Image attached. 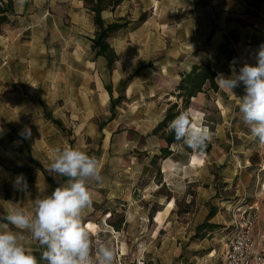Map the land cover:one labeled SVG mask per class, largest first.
I'll return each mask as SVG.
<instances>
[{
	"label": "crops",
	"instance_id": "0c3cea01",
	"mask_svg": "<svg viewBox=\"0 0 264 264\" xmlns=\"http://www.w3.org/2000/svg\"><path fill=\"white\" fill-rule=\"evenodd\" d=\"M0 1L12 2L13 5L6 12V19L0 22V221L12 207L31 210L32 201L38 195H50L67 179L49 174L48 167L56 148H60V145L70 146L55 142L62 139L60 133L69 127V123L61 116L44 113L41 110L44 98L29 94V88L47 84L51 88L47 102L54 104L60 99L59 90H56L60 86L59 66L61 63L68 65L66 77L72 81L74 58L76 64L87 62V65L101 67V71L98 69L100 84H97V89L101 92L102 100L105 92L108 94L101 102L102 105L108 104L112 96L118 98L121 90H125L127 99L137 98L130 100L132 105L128 109L133 116L132 122L121 126L119 131L118 125L115 129L110 122L99 126L93 123L92 119L97 115L93 108L88 110L86 118L81 115L84 124L80 126V133L89 136L100 133L104 140L101 145L105 151L104 157H109L110 152L111 155H117V162H107V159L99 162L103 182L99 183L98 191L91 189L94 202L84 213L83 223L91 234L93 244L110 243L117 251L115 264H173L172 255L156 253V238L153 233L156 226L160 229L169 225L165 219L175 212V200L179 195H183L182 189L187 183H193L182 175L183 171H197L208 164H194L192 159L196 154L202 159L216 150L214 139L202 152L187 147L181 151L176 142L171 146L172 154L169 157L155 162L154 156L161 153L165 141L160 135L153 134V129L164 118L168 105L158 109L162 92L158 85L153 84V80L143 82L135 78L127 87L118 89L119 78L115 79L113 76V87L102 78L104 72L110 69L105 57L98 56L93 47L92 38L96 31L94 14L88 6L83 5V0ZM175 1L166 0L163 8L178 5L197 6L207 14L209 21L196 27L194 40L189 42L187 39H180L179 51L160 48L163 56L155 62L158 66L155 68L163 71L160 76L168 77L175 85L180 79L179 70L189 71L194 64L204 61L211 62L217 73H223L225 76L238 72L245 62L255 63V53L264 44V0H194L192 3L191 0L189 3L180 0L179 4ZM130 2L131 0H125L115 10L105 9L101 15L107 22H111L118 17H126L133 11L131 7H141H130ZM148 7L154 11L157 7V13L160 8L155 5ZM170 23L171 20H164L160 25L165 27L164 31L166 27L167 31H170ZM204 45L207 48H204ZM122 53L118 50L119 59L123 58ZM90 55L94 57L89 59ZM177 55L184 57L172 64ZM144 83L149 87L147 94L141 90L145 86ZM211 91L217 97L211 95ZM233 91L237 97L244 95L243 85ZM220 93L223 96L218 95ZM202 97L215 100L223 122L232 116L227 102L234 100L237 104L231 93L220 88L219 91L201 92L193 97V100L199 101ZM194 101L189 109L192 119L196 112H203L204 115V110L194 104ZM55 120H60L64 129ZM193 122L210 130L208 123ZM48 123L51 124L50 127L47 126ZM25 126L31 129V137L28 139L20 136ZM43 152L47 153V160L42 158ZM167 162L182 165L181 173L166 171L164 166ZM155 170L162 173L159 178L153 173ZM20 174H23L27 181L28 187L25 191H17L13 187V181ZM233 179L234 176L227 178L228 181ZM162 188L164 189L161 190ZM173 199L175 206L164 215L163 223L156 222L158 213ZM204 208L205 205L196 206L200 212L204 211ZM113 210L125 213V219L114 222ZM90 222L97 225L96 231L90 230ZM165 242L175 248L180 247L181 251V244L178 246V242ZM30 246L40 264H46L40 259L41 248L38 243L32 241Z\"/></svg>",
	"mask_w": 264,
	"mask_h": 264
},
{
	"label": "rangeland",
	"instance_id": "374dc122",
	"mask_svg": "<svg viewBox=\"0 0 264 264\" xmlns=\"http://www.w3.org/2000/svg\"><path fill=\"white\" fill-rule=\"evenodd\" d=\"M182 1L189 3V0ZM192 1L194 0H191V3ZM165 2L166 0H131L129 3L130 7L141 6L140 8L131 7L133 11L126 15L125 18L132 23L128 28L121 30L123 31L122 33H114L109 38L116 52L118 50L123 52V58L119 59L117 54L118 60L114 68L104 72L102 77L112 87L113 76L115 79L119 78L118 89H121L124 86V81L133 74V80L135 78H139L143 82L144 80H153V84L155 86L158 85L162 92V101L158 103V109L161 106L165 107V104L169 107L171 102L177 101L176 96H173L172 92L175 91L181 79L180 76L177 84L175 83L174 85L168 77L160 76L163 71L160 68H155L158 67L156 66L157 63H155L156 60L163 56L161 51H159L162 50L160 48L166 47L179 51L181 47L180 39L182 41L187 39L189 42L194 40L196 27L209 21L207 14L200 7L178 5L163 8ZM175 2L179 4L180 0ZM82 3L84 6H89L84 0ZM154 5L160 6L158 13L156 12L157 7L155 11L148 7ZM141 16L145 17L146 20L144 22L139 21ZM164 20H171L169 24L170 31H167V27L166 31H164L165 27L160 25ZM81 44L83 45L82 42ZM204 48H207L206 45H204ZM61 57L63 56L61 55ZM93 57V55H90L88 58L92 59ZM183 57L181 55L175 56L172 64L181 61ZM72 60L74 65V78L72 81L67 80L66 77L68 74L66 66L68 65L61 63L59 66L60 86L56 90H59L60 99L54 104L47 102V96L51 90L47 84L29 88V94L44 98L43 107L41 108L44 113L61 116L68 121L69 127H66L67 129L60 133L62 139L55 142L66 143L71 147L79 148L90 156L96 157L99 162H103L106 159L109 160L107 162H117V155H111V152L109 157H104L105 151L101 147L104 140L100 133H96L93 136L83 132L80 133V126L84 124L81 115L86 118L88 110L93 108L97 114L92 119L93 123L99 126L110 122L115 129L118 125L117 129L119 131L121 126L132 122L133 116L128 109L132 105L130 100L137 98L127 99L124 94L125 90H121L118 96L123 98L120 102L114 106L112 101L102 105L101 102L106 99L107 94L105 92L102 100L101 92L97 89V84H100L98 69L101 71V67H94L90 63V65H87V62L76 64L77 62L74 61V58ZM179 71L181 74L182 71ZM67 83H69V86H67ZM141 90L147 94L149 87L145 85ZM211 95L217 97L212 91ZM218 95L223 96L221 93ZM193 101L192 98L191 106L187 110L192 107ZM141 104H143V101ZM194 104L204 110V115L203 112H196L193 114L194 119L192 121L208 123L211 132L214 129L213 139L217 147L216 150L208 154V156H203L202 159L197 154L193 156L192 163L208 162L205 167H200L193 172L189 169L185 172L183 171L182 175L193 181V183H187L183 187L182 190L184 192L181 193L183 195H179L175 200L176 206L173 199L164 210L158 213L155 220L162 224L164 215L166 216L174 206L176 208L175 212L168 219H165L169 225L164 226V229H159L156 226L154 233L152 232L156 238V247L154 249L157 254L172 255L174 258L172 260L173 264H221L224 238L232 232V210L234 205L243 198L245 202L257 204L260 221L256 229V235L264 232V190H262V185L264 186V145H260L251 136L248 127L242 122L241 114L234 100L227 102L228 107L232 110V116L228 120H224V122L215 100L211 97L206 99L202 97L199 101L195 99ZM112 106L113 109H111ZM198 111H200L199 108ZM72 115L79 117H72ZM47 126L50 127L51 124L48 123ZM44 128H46V121ZM87 129L85 128V130ZM45 134L46 129L44 131ZM161 134L163 132L157 135L162 136ZM60 148H64L63 145H60ZM210 148H212V145H210ZM42 158L48 159L46 152H43ZM160 161L161 159H156L155 162ZM164 168L168 172L181 173L183 166L167 162ZM153 173H155L157 178L162 174L156 170ZM229 176H234V179L228 181L227 178ZM99 185V183L93 184L91 189L98 191L100 189ZM197 205H205L206 208L200 212L196 209ZM119 207L121 209L124 208L122 206ZM113 214L114 222H121L125 219V213L123 212L117 213L113 210ZM209 214L213 215L210 219H207ZM111 215L112 213L109 217ZM204 222L218 224V227L214 230L203 229L198 231L197 227ZM152 224L153 220L151 219L150 225ZM88 226L90 230L96 231L97 229V225L94 222H90ZM169 240L173 243L178 242V246L181 244V251L180 247L175 248L172 244L165 242ZM209 257L213 258L210 259Z\"/></svg>",
	"mask_w": 264,
	"mask_h": 264
},
{
	"label": "clouds",
	"instance_id": "9594fccd",
	"mask_svg": "<svg viewBox=\"0 0 264 264\" xmlns=\"http://www.w3.org/2000/svg\"><path fill=\"white\" fill-rule=\"evenodd\" d=\"M254 59L255 63H243L231 76L217 73L215 82L236 98L243 124L264 145V44ZM241 85L244 95L237 97L233 90ZM167 130L181 151L187 147L202 152L213 139L208 128L192 121L190 110L180 112ZM20 136L30 138L31 129L25 126ZM48 172L67 179L50 195H38L31 210H7L0 221V264H40L30 246L32 241L40 246V259L46 264H115L116 249L110 243L94 245L83 223L85 211L94 202L91 186L103 182L98 159L79 148H56ZM13 187L17 191L27 189L23 174L15 178Z\"/></svg>",
	"mask_w": 264,
	"mask_h": 264
},
{
	"label": "trees",
	"instance_id": "16d2710c",
	"mask_svg": "<svg viewBox=\"0 0 264 264\" xmlns=\"http://www.w3.org/2000/svg\"><path fill=\"white\" fill-rule=\"evenodd\" d=\"M88 4L89 9L94 14V23L96 25V32L92 38L93 47L96 49L98 56L105 57L107 66L110 70L114 68L115 63L118 60V55L115 48L109 41L112 34L117 33L123 29H126L132 23L125 17L117 18L115 21L107 22L101 15L105 9L115 10L125 0H84ZM0 3V22L6 19V12L10 10L12 2ZM145 17L141 16L139 21H145ZM181 79L176 86L175 91L172 92L173 96H176L177 101L171 102V105L166 110L164 118L153 129V134H161L165 145L161 148V153L154 156L156 159H165L172 154L171 146L176 143L174 136L167 130V126L180 112L187 110L191 106L192 98L197 96L201 92H207V90L219 91V87L215 82L217 71L215 70L211 62L197 63L192 66L189 71L182 72L180 74ZM134 74L128 77L124 81V87H127L133 80ZM109 92L112 95L111 90ZM107 94V92H106ZM108 96V94H107ZM122 96L118 98H111L113 106L122 100ZM56 123L63 128L60 120H55ZM64 129V128H63ZM213 214H209L207 219H210ZM218 227V224L204 222L197 227L198 231L203 229L214 230Z\"/></svg>",
	"mask_w": 264,
	"mask_h": 264
},
{
	"label": "built area",
	"instance_id": "2783aa9c",
	"mask_svg": "<svg viewBox=\"0 0 264 264\" xmlns=\"http://www.w3.org/2000/svg\"><path fill=\"white\" fill-rule=\"evenodd\" d=\"M244 200L232 210V232L224 238L223 264H264V232L256 235L258 207Z\"/></svg>",
	"mask_w": 264,
	"mask_h": 264
}]
</instances>
